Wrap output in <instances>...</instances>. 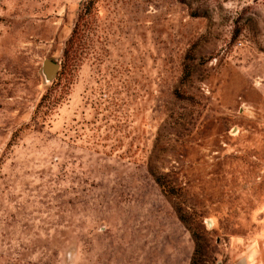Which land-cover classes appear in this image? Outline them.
Returning <instances> with one entry per match:
<instances>
[{
	"label": "rangeland",
	"instance_id": "1",
	"mask_svg": "<svg viewBox=\"0 0 264 264\" xmlns=\"http://www.w3.org/2000/svg\"><path fill=\"white\" fill-rule=\"evenodd\" d=\"M192 259L264 264V0H0V264Z\"/></svg>",
	"mask_w": 264,
	"mask_h": 264
},
{
	"label": "water",
	"instance_id": "2",
	"mask_svg": "<svg viewBox=\"0 0 264 264\" xmlns=\"http://www.w3.org/2000/svg\"><path fill=\"white\" fill-rule=\"evenodd\" d=\"M58 69V65L50 60L43 62L42 71L47 82H52L55 79Z\"/></svg>",
	"mask_w": 264,
	"mask_h": 264
},
{
	"label": "trees",
	"instance_id": "3",
	"mask_svg": "<svg viewBox=\"0 0 264 264\" xmlns=\"http://www.w3.org/2000/svg\"><path fill=\"white\" fill-rule=\"evenodd\" d=\"M158 183H159V180L157 181ZM195 236V235H194ZM198 242L196 241V244H195V247H196V249H195V252H194V255H195V253H197V248H198ZM196 256V255H195ZM194 262H195V260H191V263L190 264H194Z\"/></svg>",
	"mask_w": 264,
	"mask_h": 264
}]
</instances>
